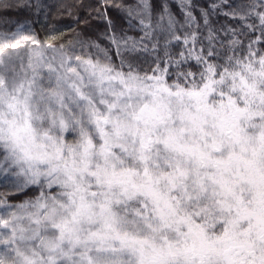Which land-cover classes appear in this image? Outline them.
<instances>
[{"label":"snow or ice","instance_id":"6c2138e0","mask_svg":"<svg viewBox=\"0 0 264 264\" xmlns=\"http://www.w3.org/2000/svg\"><path fill=\"white\" fill-rule=\"evenodd\" d=\"M140 5L144 34L110 37L118 64L22 25L0 36V185L40 189L0 194V264H264V3L225 13L241 22L226 43L199 24L175 35L167 8L154 29Z\"/></svg>","mask_w":264,"mask_h":264},{"label":"trees","instance_id":"16d2710c","mask_svg":"<svg viewBox=\"0 0 264 264\" xmlns=\"http://www.w3.org/2000/svg\"><path fill=\"white\" fill-rule=\"evenodd\" d=\"M103 3L104 0H0V33L9 34L22 25L40 40L56 37L54 43L57 46L65 45L73 51V55H91L93 58L99 56L103 59L104 52L107 51V54L118 64L117 50L110 37L114 33L117 37H133L138 40L144 34L139 21L143 18L147 22L148 17L143 14L140 0H111L112 7L107 9L102 6ZM254 3H264V0H148L154 29L159 17L167 8V13L177 21L175 35L183 38L186 32L191 34L195 31L196 25L199 24L201 37L207 36L208 28L211 27L219 30V35L225 43L231 37L226 36L224 29L241 27L238 19H233L225 13L236 10L243 14L248 11L246 6ZM118 5L120 7H117ZM213 5L217 7L213 9ZM129 9L132 10L131 16L128 15ZM138 12L141 15H137ZM188 12L196 18V22L192 27L185 25L181 29L180 25L184 24L185 14ZM205 12L208 14V27L204 26ZM108 20L112 21L111 30ZM246 23L258 24L259 21L253 16ZM162 27L165 29L164 32L157 31L151 42H145L149 51H141L134 55L135 62L142 69H149L154 65L157 57L164 56V41L171 38V34L167 31V17ZM244 31L249 30L244 29ZM258 35L259 31L247 37H240L244 41L245 49H247L248 41L255 40ZM157 39L160 48L157 51H151L152 43H155ZM81 42L98 45V48L95 46L82 48ZM182 47V42L173 43L169 46V51L175 58L178 57ZM254 47L264 48V45H254ZM39 193L40 190L36 186H30L18 192L0 185V194H8L9 203L33 199Z\"/></svg>","mask_w":264,"mask_h":264},{"label":"rangeland","instance_id":"374dc122","mask_svg":"<svg viewBox=\"0 0 264 264\" xmlns=\"http://www.w3.org/2000/svg\"><path fill=\"white\" fill-rule=\"evenodd\" d=\"M18 28H16L13 32L9 33V34H6V33H0V36H3V35H10L14 32L17 31ZM23 34H32L31 32L27 31L25 28H23ZM33 35V34H32ZM40 40V39H39ZM42 42L43 41H47V40H41ZM20 55H25L26 56V53L24 52H21ZM49 55H51V53H49ZM40 190V189H39ZM40 194V193H39Z\"/></svg>","mask_w":264,"mask_h":264}]
</instances>
